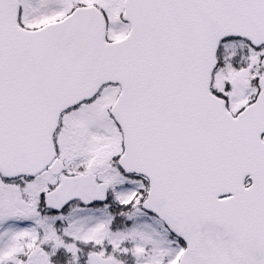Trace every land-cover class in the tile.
<instances>
[{"label":"snow or ice","instance_id":"obj_1","mask_svg":"<svg viewBox=\"0 0 264 264\" xmlns=\"http://www.w3.org/2000/svg\"><path fill=\"white\" fill-rule=\"evenodd\" d=\"M0 264H264V0H0Z\"/></svg>","mask_w":264,"mask_h":264}]
</instances>
